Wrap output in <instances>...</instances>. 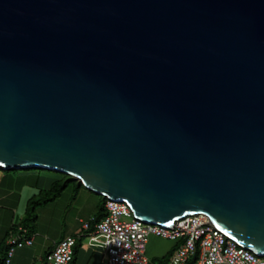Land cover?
Masks as SVG:
<instances>
[{
  "label": "water",
  "instance_id": "1",
  "mask_svg": "<svg viewBox=\"0 0 264 264\" xmlns=\"http://www.w3.org/2000/svg\"><path fill=\"white\" fill-rule=\"evenodd\" d=\"M0 169L264 257V0H0Z\"/></svg>",
  "mask_w": 264,
  "mask_h": 264
},
{
  "label": "built area",
  "instance_id": "2",
  "mask_svg": "<svg viewBox=\"0 0 264 264\" xmlns=\"http://www.w3.org/2000/svg\"><path fill=\"white\" fill-rule=\"evenodd\" d=\"M105 215L98 221L92 216L81 222V230L57 242L44 257V264H69L80 240L106 254V264H147L146 245L150 236L178 241L167 264H264V257L239 245L211 223L204 214H192L166 228L135 217L125 201L107 198ZM34 236L18 225L6 240L7 256L16 249L32 245Z\"/></svg>",
  "mask_w": 264,
  "mask_h": 264
},
{
  "label": "crops",
  "instance_id": "3",
  "mask_svg": "<svg viewBox=\"0 0 264 264\" xmlns=\"http://www.w3.org/2000/svg\"><path fill=\"white\" fill-rule=\"evenodd\" d=\"M27 181L26 175L22 173L16 175L0 173V251L3 249L8 234L13 232L14 227L20 225L28 200L40 191L38 188L28 189V186L36 187V184L29 182V185ZM33 191L37 192L34 194ZM81 199L73 194V196L70 195L57 201L56 199L52 200L47 209L52 216L51 222H48V228L37 226L39 229L34 231L32 245L16 250L10 264H44L45 254L51 251L54 245L64 237L79 233L83 220L92 216H103L105 208L100 210L102 203L100 199L90 198L88 201H84L85 205L90 206L87 211L83 210ZM55 215H58L59 218L62 217L60 222L55 223ZM19 216L20 220L16 223ZM159 238L153 235L148 239L146 245L147 264H167L171 257L168 255L173 254L179 244L178 241ZM69 264H106V254L100 249L89 246L84 240H80Z\"/></svg>",
  "mask_w": 264,
  "mask_h": 264
},
{
  "label": "rangeland",
  "instance_id": "4",
  "mask_svg": "<svg viewBox=\"0 0 264 264\" xmlns=\"http://www.w3.org/2000/svg\"><path fill=\"white\" fill-rule=\"evenodd\" d=\"M0 173H3V174L4 173H12L13 175H16L17 173H20V174L22 173V174L26 175V179H28L27 183L34 182L36 184L35 185L36 187H31V186L27 185L28 189H31V190H34L35 188L44 189V190L49 189L52 186V182L54 181V179H56L58 177L57 174L39 171V170H36V171L35 170H26V171L22 170V171H8V172L6 171V172H4V170L0 169ZM67 179L68 178H66V177H63V176L61 177V181H67V182H66L65 186L60 190L59 195L55 198L56 201L58 199H64L70 195L73 196V194H75V196L77 198H79V197L82 198L81 200L83 201V210L84 211L89 210L90 206L88 204L85 205V202L88 201L90 198L91 199H93V198L99 199V197L95 196L94 194L87 192L85 189L78 186V184L75 181H73V180L68 181ZM29 185H30V183H29ZM33 193H34V191H33ZM51 202L52 201L37 205L36 209L33 212V214H35L36 217L33 215L34 217H30V220L25 222L27 227L32 228L33 232L35 230L39 229L37 226H43L46 229L48 228V222H51L52 216L50 214V211H47V209L50 207ZM19 218H20V216L18 217L16 223H18V221L20 220ZM61 219H62V217L59 218L58 215H55L54 221H55V223L57 221L60 222ZM157 238H159V237H157ZM159 239H162V238H159ZM165 241H168V240H165ZM168 260H170V258Z\"/></svg>",
  "mask_w": 264,
  "mask_h": 264
},
{
  "label": "trees",
  "instance_id": "5",
  "mask_svg": "<svg viewBox=\"0 0 264 264\" xmlns=\"http://www.w3.org/2000/svg\"><path fill=\"white\" fill-rule=\"evenodd\" d=\"M25 171L26 170H39V171H44V172H49V173H53V174H57V178L56 179H54V181L52 182V186L49 188V189H46V190H44V189H40V191L38 192V194L36 195V196H33V197H31L29 200H28V202H27V206H26V209H25V214H24V217L22 218V221H21V223H20V226H22V227H24V228H26V230H27V235L28 236H34V232L32 231V228H29V227H27V225L25 224V222L26 221H28V220H30V217H36V215L35 214H33V212H34V210L36 209V206L37 205H40V204H43V203H46V202H49V201H52V200H54L58 195H59V193H60V190L65 186V184H66V182L67 181H61V177L63 176V177H66V178H68L67 180L69 181V180H73V181H75L77 184H78V186H80L81 188H83V189H85V190H87V191H90V190H88V189H86L85 187H84V185L79 181V180H77V179H74L72 176H70V175H66V174H63V173H59V172H54V171H49V170H41V169H24ZM4 171H22V170H4ZM33 176V175H32ZM92 194H94V195H96V196H98L99 197V199L102 201V203H101V206H100V210H104V202L106 201V197H104V196H102V195H98V194H96V193H94V192H92V191H90ZM34 215V216H33ZM105 215V213H103V216ZM102 216V217H103ZM29 217V218H28ZM94 218H95V221H98V220H100L102 217H96V216H93ZM16 231H17V226L16 227H14V230H13V232L11 233V234H8V236L9 235H12V234H15L16 233ZM8 238V237H7ZM78 243V242H77ZM77 243H76V245H75V247H74V253H75V251H76V248H77ZM20 249V248H19ZM16 250H18V249H16ZM15 250V251H16ZM15 251H14V253H15ZM0 253L2 254L1 256H0V264H4L5 263V259H6V256H7V245H6V241H5V243H4V245H3V249L0 251ZM14 253H13V255H14ZM47 254V253H46ZM45 254V255H46ZM12 255V256H13ZM172 255V253L171 254H169L168 255V257H170ZM73 256H74V254H73ZM45 257V256H44ZM12 258V257H11ZM73 259V258H72ZM11 260V259H10Z\"/></svg>",
  "mask_w": 264,
  "mask_h": 264
}]
</instances>
